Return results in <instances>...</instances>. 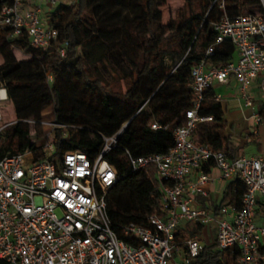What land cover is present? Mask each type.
Listing matches in <instances>:
<instances>
[{
  "label": "built area",
  "instance_id": "1",
  "mask_svg": "<svg viewBox=\"0 0 264 264\" xmlns=\"http://www.w3.org/2000/svg\"><path fill=\"white\" fill-rule=\"evenodd\" d=\"M56 3L10 0L0 11V30L6 31L8 39L27 36L30 46L39 51L55 47L65 58L68 43H58L59 31L42 16L44 4L54 7ZM216 3L226 10V0ZM245 8L234 18L225 14L214 23L217 40L207 49V56L214 54L217 45L230 41L236 59L222 67L202 60L193 68L197 101L187 112L186 123L174 130L173 148L166 154L142 157L127 152L134 173L148 179L146 169L156 170L165 215L150 216L146 226L128 225L120 234L112 229L107 199L120 178L106 155L117 147L127 124L114 136L103 137L96 157L82 151L54 157L57 131L66 137L70 127L44 114L40 120L8 122L11 102L0 78V264H168L173 249L180 257L176 264H192L205 242L200 237L178 241L177 230L183 221L203 227L216 221L218 247L233 252L235 264L264 262V215L257 214L260 199L264 203V155L232 160L225 152L193 139L199 124L213 121L212 116L199 115V109L204 95L216 84L234 79L245 106L251 108L250 91L257 84L264 101V11ZM46 78L53 82L49 74ZM216 100L221 96L216 95ZM252 118L256 125L262 123L257 109ZM18 123L31 128L33 143L43 142L44 159L38 160L32 150L14 155L2 150L5 132ZM152 129L163 127L154 123ZM208 163L220 170L222 181L240 180L246 185L241 202L224 205L218 219L197 205L198 197L208 196V185L214 181L211 173L203 171Z\"/></svg>",
  "mask_w": 264,
  "mask_h": 264
},
{
  "label": "trees",
  "instance_id": "2",
  "mask_svg": "<svg viewBox=\"0 0 264 264\" xmlns=\"http://www.w3.org/2000/svg\"><path fill=\"white\" fill-rule=\"evenodd\" d=\"M181 1L184 5L168 24L163 22L162 11L167 0H75L71 5H60L48 13L47 23L59 31V44L68 43L65 58L55 47L39 51L30 46L27 36L8 39L6 31L0 30V56L4 60L0 78L17 120H40L44 111L53 107L56 120L70 127L66 137L57 131L54 157L73 151L96 157L103 137L114 136L130 122L117 147L106 155L120 178L107 197L112 229L118 234L131 224L146 226L152 215H165L156 170L146 169L151 186L141 190L142 175L133 172L127 152L142 157L166 154L173 148L174 130L186 123V114L197 101L193 68L202 60L222 67L236 59L230 41L217 45L214 54L207 56V49L217 40L214 23L225 14L231 18L240 15L245 5L264 11L263 0H226L225 11L215 0ZM9 2L0 0V11ZM18 47L33 53L31 63L17 59L14 49ZM106 63L119 77L105 85L96 72ZM31 65L37 79L14 77L17 72L28 74ZM47 74L53 82H48ZM216 95L214 89L204 95L199 115L212 116L213 121L199 124L193 139L236 160L243 149L228 135L229 122ZM258 113L263 119L260 127L264 124V104ZM154 123L163 129H152ZM37 136L41 139V132ZM42 145L33 143L27 124L18 123L5 132L2 150L10 155L32 150L42 160ZM213 168L214 163H208L203 171L211 173ZM245 192L242 181H232L215 215L224 205L241 202ZM202 229L197 224L196 232L181 230L178 241L195 238ZM192 264H235L234 253L220 250L216 239L212 244L205 242Z\"/></svg>",
  "mask_w": 264,
  "mask_h": 264
},
{
  "label": "crops",
  "instance_id": "3",
  "mask_svg": "<svg viewBox=\"0 0 264 264\" xmlns=\"http://www.w3.org/2000/svg\"><path fill=\"white\" fill-rule=\"evenodd\" d=\"M27 4L28 3H26V5ZM43 10H48L49 11L48 13H50L51 11L54 10V8L50 7L47 4H44ZM48 13L46 17H43L45 20H47L48 18L47 17ZM0 58H1V62H0V66H1L4 63V60L2 56H0ZM214 90L217 95L221 96L220 101L223 103L225 113H227V115L225 114L227 116L226 119L229 122V124H231L232 127L231 128L232 130L228 128L227 133L232 137L233 143L243 149L241 156L253 157L257 155H264V126L263 129H261V127H258V125L254 123V120L252 118L254 114V109L258 110L255 103L257 102V100L262 99L258 85L255 84L250 91V96H252L254 108L245 106L244 101L241 99L240 96L239 87L237 83L234 81V79H231L229 84H223V85L216 84ZM234 90H236V92ZM250 148L251 151L249 153H246ZM211 175L214 178V181L210 182V184L208 185L209 194L206 197L210 199L211 197H214L215 199H217V197H221V201H222L224 197V193L225 191H227L228 186L232 181L229 182L222 181L221 172L217 168L212 169ZM201 197L204 196L198 197L197 205L203 206L204 208L206 206L207 208L205 209L209 213L215 214V208L221 203V201L219 204L213 207L208 205V203L205 200H200ZM257 214L261 218L264 215L263 199H260ZM181 230L196 232L197 228H195V225H193L191 229L188 226L183 227L180 225L177 230V233ZM202 230L200 234H197L195 236L200 237L203 240V242H205V238L202 236Z\"/></svg>",
  "mask_w": 264,
  "mask_h": 264
},
{
  "label": "rangeland",
  "instance_id": "4",
  "mask_svg": "<svg viewBox=\"0 0 264 264\" xmlns=\"http://www.w3.org/2000/svg\"><path fill=\"white\" fill-rule=\"evenodd\" d=\"M74 1L75 0H57V3L53 8L59 7L60 5H71L72 3H74ZM183 5L184 3L181 0H167L166 4L162 7L163 22L166 24L170 23L175 18L177 10L180 9ZM48 12H49L48 10H43L42 16L46 17ZM14 54L16 55L19 61H26V62L31 63L33 60V53H30L29 50L25 48L24 49L21 47L15 48ZM96 73L99 79L105 82L104 83L105 85L106 83H111L114 79H117L119 77L118 74L115 72L114 68L109 63H106L103 66H100L98 72ZM14 77H16L17 79H24V80H30V79L34 80L38 78L37 75L35 74V71L32 65H31L30 72L28 74L17 72L14 75ZM121 87L123 91L126 90V86L124 82ZM234 91L236 92V90ZM263 104H264L263 99L257 100V102L255 103L257 108H259ZM43 114L45 117L52 119V116L54 115L53 107L46 109ZM225 114L227 115V113ZM6 120L8 122H14L17 120V117L14 112V108L11 103H9L8 105ZM263 126L264 124L260 126L261 129H263ZM231 128H232L231 124H229V129L232 130ZM250 151H251V148L248 149L246 153H249ZM139 181H141L139 185V188L141 190L147 189L149 188V186H151V184L148 182V180H146V177L144 175L139 177ZM200 200H205L208 203V205L215 207L217 204L220 203L221 197H217V199H215L214 197H211V199L207 197H201ZM205 208L207 207L205 206ZM216 219H218V216H216ZM193 225H195V228H197V225L194 222L183 221L181 223V226L183 227L188 226L190 229L192 228ZM217 230H218V225L216 221H213L211 224L205 225L203 227L202 236L205 238L206 243L208 244L214 243L216 236H217ZM178 261H180V257H178V255L176 254V250L173 249V259H170L168 264H176V262Z\"/></svg>",
  "mask_w": 264,
  "mask_h": 264
},
{
  "label": "water",
  "instance_id": "5",
  "mask_svg": "<svg viewBox=\"0 0 264 264\" xmlns=\"http://www.w3.org/2000/svg\"><path fill=\"white\" fill-rule=\"evenodd\" d=\"M129 125H130V122L124 127V132H126L127 131V129H128V127H129Z\"/></svg>",
  "mask_w": 264,
  "mask_h": 264
}]
</instances>
